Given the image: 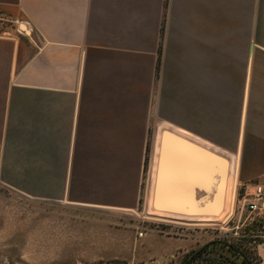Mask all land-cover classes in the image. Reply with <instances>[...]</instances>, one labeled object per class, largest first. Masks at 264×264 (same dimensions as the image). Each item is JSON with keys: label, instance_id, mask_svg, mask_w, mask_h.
<instances>
[{"label": "crops", "instance_id": "1", "mask_svg": "<svg viewBox=\"0 0 264 264\" xmlns=\"http://www.w3.org/2000/svg\"><path fill=\"white\" fill-rule=\"evenodd\" d=\"M0 10L29 30L0 36L6 189L132 212L149 146L146 200L159 183L175 206L210 204L215 166L168 141L158 173L164 132L233 163L241 184L264 171V0H0ZM256 253L264 264V243Z\"/></svg>", "mask_w": 264, "mask_h": 264}, {"label": "rangeland", "instance_id": "2", "mask_svg": "<svg viewBox=\"0 0 264 264\" xmlns=\"http://www.w3.org/2000/svg\"><path fill=\"white\" fill-rule=\"evenodd\" d=\"M20 25L25 27L22 19L0 10V36L24 37L29 30ZM149 169L148 146L142 198L125 213L35 201L0 185V264H180L188 252L213 241L240 245L247 254L264 241V209L247 207L253 187L264 188V171L249 184L236 183L234 165L227 162L220 214L191 217L153 209V190L146 200ZM218 251L198 264H239Z\"/></svg>", "mask_w": 264, "mask_h": 264}, {"label": "water", "instance_id": "3", "mask_svg": "<svg viewBox=\"0 0 264 264\" xmlns=\"http://www.w3.org/2000/svg\"><path fill=\"white\" fill-rule=\"evenodd\" d=\"M20 28L25 31V27L20 25ZM162 138V146L160 149V163L158 165V173L160 170L161 160L165 156V144L171 141L174 145V155L178 157H187L189 159H199L206 164L215 166L217 168L219 177V193L212 199L210 204L202 207H195L187 205L186 207H178L172 204V200L168 195L166 189L157 184V189L153 198V209L163 211L165 213L175 214L179 216H195V217H217L222 209L224 202V187L225 177L227 172V162L218 155H214L208 151L201 152L196 155L192 148L180 137L164 132ZM170 139V140H169ZM262 208L264 209V196L262 201Z\"/></svg>", "mask_w": 264, "mask_h": 264}, {"label": "trees", "instance_id": "4", "mask_svg": "<svg viewBox=\"0 0 264 264\" xmlns=\"http://www.w3.org/2000/svg\"><path fill=\"white\" fill-rule=\"evenodd\" d=\"M262 243H264V241L258 242L257 245ZM257 245L252 248L250 254H247L246 252H242L240 245H233V243L223 244L213 241L196 250L188 252L180 264H198L199 262L206 261L208 255L216 254L218 250L221 252H228L231 258L234 260H239V264H260V259L256 253ZM217 255L220 256V254ZM219 262L220 261L217 259L210 262L208 261V264H219Z\"/></svg>", "mask_w": 264, "mask_h": 264}, {"label": "built area", "instance_id": "5", "mask_svg": "<svg viewBox=\"0 0 264 264\" xmlns=\"http://www.w3.org/2000/svg\"><path fill=\"white\" fill-rule=\"evenodd\" d=\"M248 203L247 207L250 211H262V201L264 196V188L260 185H255L253 187V192L247 194Z\"/></svg>", "mask_w": 264, "mask_h": 264}, {"label": "bare ground", "instance_id": "6", "mask_svg": "<svg viewBox=\"0 0 264 264\" xmlns=\"http://www.w3.org/2000/svg\"><path fill=\"white\" fill-rule=\"evenodd\" d=\"M235 162H236V161H235ZM232 164H233V163H232ZM231 168H232V167H231ZM234 174H235V173H234ZM231 176H232V172H231ZM231 176H230V177H231ZM229 179H230V178H229ZM231 179H232V178H231ZM231 181H232V180H231ZM231 181H230V182H231ZM233 182H234V181H233ZM227 183H228V182H227ZM231 183H232V182H231ZM236 183H237V182H236ZM227 185H228V184H227ZM226 187H227V186H226ZM228 190H231V189H229V188L227 187V191H228ZM228 194H229V193H228ZM230 194H231V193H230ZM228 197H229V195H228ZM229 199H230V197L228 198V200H229ZM230 202H231V201H230ZM227 207H228V206H227ZM227 207H226V208H227ZM229 211H230V210H229ZM156 214H157V213H156ZM157 215H158V214H157ZM161 215H162V214H161ZM221 218H222V217H221ZM165 219H166V218H165ZM206 220H207V219H206ZM198 221H199V220H198ZM203 222H205V221H203Z\"/></svg>", "mask_w": 264, "mask_h": 264}]
</instances>
